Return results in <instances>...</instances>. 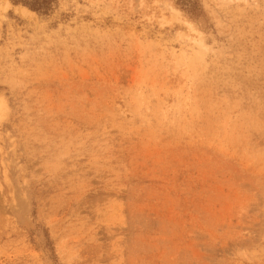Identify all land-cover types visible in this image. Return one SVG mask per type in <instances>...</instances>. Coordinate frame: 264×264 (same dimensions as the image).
<instances>
[{"label": "rangeland", "instance_id": "1", "mask_svg": "<svg viewBox=\"0 0 264 264\" xmlns=\"http://www.w3.org/2000/svg\"><path fill=\"white\" fill-rule=\"evenodd\" d=\"M0 0V264H264V0Z\"/></svg>", "mask_w": 264, "mask_h": 264}, {"label": "trees", "instance_id": "2", "mask_svg": "<svg viewBox=\"0 0 264 264\" xmlns=\"http://www.w3.org/2000/svg\"><path fill=\"white\" fill-rule=\"evenodd\" d=\"M16 4H23L29 7L30 9L40 12L46 13L48 11V3L46 0H12Z\"/></svg>", "mask_w": 264, "mask_h": 264}]
</instances>
